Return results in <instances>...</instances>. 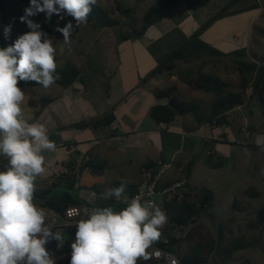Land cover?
Instances as JSON below:
<instances>
[{
  "label": "rangeland",
  "instance_id": "rangeland-1",
  "mask_svg": "<svg viewBox=\"0 0 264 264\" xmlns=\"http://www.w3.org/2000/svg\"><path fill=\"white\" fill-rule=\"evenodd\" d=\"M160 1L97 0L98 5L111 19L115 20L113 21L116 23L114 27L99 25L97 21L75 27L76 22L71 16L65 15L63 19H60L54 14L53 16L58 17V20L52 25L54 29L57 26H65L69 21H72L75 29L71 37L72 51H65L61 54L57 50V65L64 67L71 63L82 69L83 79L82 82L78 83L86 88L94 85H105L106 87L111 83H117V89L121 90L117 74L120 65L112 70L113 72L108 70L110 68L108 66L107 44L113 35L117 37L118 50L125 59L132 57L137 51L138 55L135 59L137 65L142 62L143 64L151 62V58L157 59L159 64L191 36L188 35L192 27L191 22L187 23L188 19L186 17L188 14L191 15L190 17L194 19V22L201 26L232 0H212L206 7L197 11H188L185 7V0H174L169 10L158 16L155 23L149 26L143 34L138 35V31L143 26L144 16ZM253 1L242 0L233 6V10L251 5ZM28 5L29 2L25 0H13L12 7L8 9L15 39L29 31L27 24L20 21V17L24 15V10ZM44 15V13H39L33 18L45 22ZM1 17L2 14L0 13V19ZM254 30L255 35H253V40L247 49L249 54H257L262 58L264 56V25L255 26ZM150 36H157L158 40L162 38L163 50L160 54H155L152 49L147 53L139 52L146 41L145 38ZM49 37L54 38V41L63 40L61 33L56 36L49 35ZM153 41L157 40L153 38ZM200 65L201 61H198L188 68L197 70ZM186 67L184 66V68ZM203 70L221 77L229 84L233 92H242V77L234 67L231 59L220 61L208 59V64L203 67ZM147 75L145 76L142 72L141 79H139L142 85L151 83L152 80L146 79ZM164 80L166 81V79ZM126 81H132L131 71L127 72ZM136 81L132 83H136ZM155 85L156 83L152 81L151 86ZM168 85H170L168 82L163 84L165 87ZM20 87L25 91V101L21 106L25 118L29 122L44 123L49 128L53 115L43 113L41 120L34 119V115L40 111L42 98H60L64 88L52 85L45 89L33 82H28ZM252 93V88H249L246 91V105L235 108L226 123L220 126L224 127L222 129L224 134L216 130L219 127L215 130L208 126L203 128L202 135L198 137H203L206 140L207 143L205 142L204 145H200L195 133L189 134V137L185 140L181 137L179 141L177 138H172L178 137L176 134L167 130H159L162 143L166 144L172 138V141L178 143V146L185 141L186 150L193 147V150L189 149V151L196 157L195 165L197 168L193 170L191 182L197 185L198 193L200 189L204 188L210 190L214 195L212 207L197 219L198 225H194L191 231L186 230V233L179 235L184 237V241L181 243V254L182 252L183 254H189L194 247L197 248L201 245L209 264H264V225L259 223V214L264 212V103H261L258 97L251 99ZM182 94L183 100L198 103L203 114L210 111L214 101L213 95L194 90L189 86L185 87ZM165 100L162 99L160 102H165ZM73 119L76 121L83 120V118L76 115L73 116ZM150 121H152L151 117L146 119L145 122L144 118L142 119L145 124ZM137 125L135 122L125 121L118 124V126L116 125V127H105L103 130L110 132L117 129L122 132L121 130L124 127L135 130ZM93 132L94 130L88 129L84 134H86L85 136H92ZM125 140L127 141V139H116L111 144L115 147H120L122 144L128 145ZM129 140L130 143H133L131 137H129ZM155 140L160 139L155 138ZM224 142L227 144L223 145L227 147L215 150L217 149V143ZM210 151H216L218 154L210 157ZM129 154L130 156L126 159L120 153L115 155V158L110 161V163L113 162V165L109 164V167L106 161L99 164H106L102 165L106 166V173L103 177L105 180L101 183L106 185L99 187L103 192L114 183L130 181L133 184L136 181L139 163L135 157V151H129ZM218 155H223V159ZM216 158H218L221 166L211 168L208 161ZM129 159L132 160V165L126 164ZM82 161H87L86 157H83ZM251 187L259 194L255 198L247 193V190ZM94 188L96 187L89 189L94 190ZM60 189L61 187H57L58 191ZM35 198L41 200L38 197ZM244 242L250 243L251 247L240 248L238 246ZM63 259L65 257L54 260L58 264Z\"/></svg>",
  "mask_w": 264,
  "mask_h": 264
},
{
  "label": "clouds",
  "instance_id": "clouds-1",
  "mask_svg": "<svg viewBox=\"0 0 264 264\" xmlns=\"http://www.w3.org/2000/svg\"><path fill=\"white\" fill-rule=\"evenodd\" d=\"M97 0H30L20 21L29 31L14 42L0 48V156L7 167L0 171V264H56L46 245L51 241L63 246L61 231H53L54 223L46 222L44 208L34 202L36 180L46 171L45 152L56 150L44 123L29 122L22 110L25 91L20 82H34L47 89L61 79L57 73L56 53L71 52L74 25L69 21L57 26L62 41L42 31L30 17L44 13L60 19L71 16L75 27L86 24ZM12 25L4 28L11 34ZM130 181L109 187L102 199L114 198L126 207H93L74 224L75 239L71 243L69 264H138L161 258V251H149L162 236L168 223L166 212L154 199L136 195L129 199L126 188ZM68 217L80 216L69 208ZM175 264V262H173Z\"/></svg>",
  "mask_w": 264,
  "mask_h": 264
},
{
  "label": "trees",
  "instance_id": "trees-1",
  "mask_svg": "<svg viewBox=\"0 0 264 264\" xmlns=\"http://www.w3.org/2000/svg\"><path fill=\"white\" fill-rule=\"evenodd\" d=\"M30 2V0H25ZM212 0H185V7L188 11H197L206 7ZM242 0H232L227 6H225L220 12L214 15L212 18L203 23L182 45L171 52L163 61L147 75L146 79L151 80L157 76L170 75L178 77V79L190 88L198 91H203L207 94L214 96V101L211 105L210 111L203 114L201 107L198 103L192 101H185L182 99L177 86H171L161 91L154 92L157 99H167L168 103L157 104L150 110V117L154 122L160 125H171L176 122L179 117L191 115L195 122L200 126H208L211 129L222 126L226 123L230 116V113L237 107L246 105V91L252 88L253 93L250 96L251 99L258 97L261 103H264V56L261 58L257 54H249L247 48H240L235 51L225 53L213 45L202 40V36L207 32L217 21L226 17L241 14L252 10V7L243 8L240 10H233V6L240 3ZM174 0H161L157 5L152 7L144 16L143 26L138 31L139 34H143L149 26L155 23V20L163 12L170 9ZM13 0H0V13L2 17L0 19V48H6L10 46L14 40V34L11 28V34L8 38L4 36L5 26L11 24V15L9 10L12 7ZM34 22L40 25V28L49 35H60V32L56 31L52 27L55 21L58 20L57 16H52L50 19L44 15L45 22L30 17ZM97 21L99 25H107L109 27L116 26L115 20L111 19L107 13L98 5L93 6L92 12L89 14L87 23H93ZM255 32V31H254ZM107 57H108V69L110 72L115 70L120 65V53L118 50L117 37L113 35L107 44ZM208 59L212 61H220L222 59H231L234 67L240 72L242 77L241 88L242 92H233L229 84L216 74L205 72L203 67L208 64ZM201 61V65L194 70L188 68L192 66L194 62ZM57 62V57H56ZM184 66L186 68H184ZM57 73H59L61 79L57 80L54 85H58L63 88H68L75 83L82 82L83 72L82 69L69 63L64 67H57ZM28 83V82H27ZM20 82L19 86L27 84ZM30 83V82H29ZM34 83V82H33ZM55 101L50 97H44L40 101V111L36 112L35 119L38 120L42 117L45 109ZM117 118L114 111L92 119L82 120L68 126H58L55 129L49 130V138L57 145L60 139L58 134L65 130L85 131V130H100L105 127H110L116 122ZM227 144V143H226ZM75 146V142H65L62 147L71 148ZM221 159H223L221 157ZM7 159L0 156V171L5 170L7 167ZM86 165V166H85ZM103 165V164H102ZM93 165L91 160L84 162V166L81 171L93 167V173L99 175L104 174L106 166ZM154 163H148L141 167L140 172L144 167L152 166ZM216 168L221 165L218 162L213 164ZM212 166V167H213ZM75 182V180H74ZM73 182V184H74ZM120 182L114 183L111 187H117ZM95 191L101 197L98 200V205L101 207L112 206L114 210L120 211L126 204L123 202H117L114 198L109 200L102 199L101 194L103 190L100 188H94ZM138 192V186L129 183L126 188V195L131 199ZM36 195L42 200L41 207L53 210L61 219L64 218L65 210L72 206L81 204V202L75 199L70 192H66L61 195H51L50 190H37ZM194 189L193 193L188 195L182 202L174 199L168 203H165L161 208L166 212L168 216V223L166 228L162 230V236L160 241L153 246L155 248H164L173 253H177L181 256L182 260L187 264H209L202 247H194L189 254H181V243L184 241L183 236L173 234L178 231L180 234L186 232V230H192L193 226L198 225L197 219L207 211L213 204L214 195L210 190L204 188L199 190ZM247 193L253 198L259 194L253 188H249ZM259 223L264 225V212L259 214ZM61 231L64 237L62 247L52 253L53 259L65 257L58 264H69L71 254V243L75 239V227L67 229L53 228V231ZM168 240V243H166ZM57 243L51 241V243ZM240 248H249L251 244L244 242L238 245ZM154 260L138 261V264H154Z\"/></svg>",
  "mask_w": 264,
  "mask_h": 264
},
{
  "label": "crops",
  "instance_id": "crops-1",
  "mask_svg": "<svg viewBox=\"0 0 264 264\" xmlns=\"http://www.w3.org/2000/svg\"><path fill=\"white\" fill-rule=\"evenodd\" d=\"M247 7H252L253 9L217 21L203 34L201 37L202 40L225 53L240 48H249L253 40V35H255L254 27L264 25V0H254L253 4L245 5L235 10ZM190 16L191 15L188 14L186 17V19H188L187 23L191 22L192 26L188 33L189 36L200 27ZM153 38L157 41L154 42ZM145 40L139 52L147 53L150 49H152L155 54H160L162 52V38L158 40L157 36H150L145 38ZM137 55L138 53L136 51L132 57L125 59L120 53V66L117 74L121 90L117 89V83H111L106 87L105 85H94L90 88H86L84 85L81 86L79 85L80 83H75L68 88H64V92L60 98L53 97L55 101L51 103L44 112V114L53 115L52 122L50 123L51 125H49L48 129H55L58 126H68L82 121L73 119L75 115L83 118V120H87L101 117L112 110L117 118L112 127H116V125L118 126V124L127 121L137 123L136 129L132 130L128 127H124V129L121 130L122 132H119L117 129L116 131L107 132L102 128L94 131L92 136H85L86 134L84 133L86 130L74 131L69 129L61 131L58 134L60 143L57 142L56 150L43 153L46 158V171L36 180L37 190H50L51 195H61L70 192L75 199L83 202L81 197L83 189L92 187L99 188L106 185L101 184L105 180L103 177L106 171L102 174L103 176H98L99 174L93 173V167H88L82 171L80 170L82 166H84V161H82L83 157H86L87 160H91L93 165H99L101 162L105 163L106 161L109 167V164L113 165V162L110 163V161L115 158V155L120 153L122 157L126 159L130 156L129 151H135V157L139 163L136 181L133 183L136 186H138L141 180L140 169L142 166L148 163H155L158 160H174L176 162L174 178H187L191 188H198L197 185L191 182L193 170L197 168L195 165L196 157L189 151V149L193 150V147H189L188 150H186L185 141L178 146V143H174L172 138H177L180 141V138L183 137L185 140L189 137V134L195 133V137L200 141V145H204L206 140L203 137H198L202 135L204 127L198 125L191 115L179 117L176 122L171 125L158 126L152 119V121L147 124L142 122L143 118L144 122L146 119L150 118V110L153 106L157 104L165 105L168 103L167 99L165 102H160L162 99H157L154 92L164 90L171 86H177L183 98L182 92L185 87L188 86L181 82L178 77L168 74L151 79L153 83H156L155 86H151L152 81L150 84L144 83V85H142L139 82L142 72L145 76L149 74L158 65V61L157 59L151 58V62L144 64L142 62L137 65L135 63ZM127 70L131 71V82L126 81ZM164 79H166V81ZM135 81L136 83H132ZM165 82H168L170 85L167 87L163 86ZM234 111L235 109L232 112ZM222 129H224V127H219L216 130L224 134ZM159 130H167L170 133L176 134L178 137H172L171 140L164 144L161 142L162 139ZM212 130H215V128ZM129 137L133 139V143H130ZM155 138L160 139L158 140L160 142L158 143ZM116 139H127V141H125L128 145L122 144L120 147H115L111 142ZM65 142H75V146L71 148L62 147V144ZM225 142L217 143V149L215 150H221V147H227L223 145L226 144ZM209 154V156L212 157L218 153L216 151H210ZM218 156L223 158V155ZM218 161V158L209 160L208 164L211 168H216L213 164ZM126 164L132 165V160L129 159ZM57 187H61V189L58 191ZM36 194L35 192L34 202L41 207L40 203L42 200L36 199ZM100 199L101 197H99V200ZM158 205H163L162 200H158ZM44 209L47 214L46 222L50 223L57 214L48 208ZM165 228L166 225L161 231ZM173 234L180 235L178 231H175ZM152 250L153 249H150V251Z\"/></svg>",
  "mask_w": 264,
  "mask_h": 264
},
{
  "label": "built area",
  "instance_id": "built-area-1",
  "mask_svg": "<svg viewBox=\"0 0 264 264\" xmlns=\"http://www.w3.org/2000/svg\"><path fill=\"white\" fill-rule=\"evenodd\" d=\"M175 171L176 162L174 160H158L154 165L144 167L141 173V180L138 184V192L134 196L141 195L142 198L154 199L157 204L158 200H162L163 204L174 199L182 202L188 195L193 193L195 188H191L187 178H174ZM81 197L83 201L81 204L72 205L67 208H76L81 215L68 217L66 209L62 221L57 215L50 222L55 224L54 228L67 229L74 227L75 222L79 220L87 210L93 207H101L97 204L100 197L97 191L93 189H83ZM166 243H168V240H166ZM155 250L161 251V258H153L155 264H173V262H175V264H187L177 253H173L164 248H155L152 251Z\"/></svg>",
  "mask_w": 264,
  "mask_h": 264
},
{
  "label": "water",
  "instance_id": "water-1",
  "mask_svg": "<svg viewBox=\"0 0 264 264\" xmlns=\"http://www.w3.org/2000/svg\"><path fill=\"white\" fill-rule=\"evenodd\" d=\"M58 249L57 243L53 242L48 247L47 250L52 254Z\"/></svg>",
  "mask_w": 264,
  "mask_h": 264
}]
</instances>
